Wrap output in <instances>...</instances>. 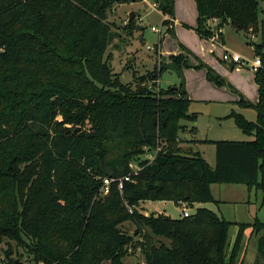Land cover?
<instances>
[{"label":"trees","instance_id":"16d2710c","mask_svg":"<svg viewBox=\"0 0 264 264\" xmlns=\"http://www.w3.org/2000/svg\"><path fill=\"white\" fill-rule=\"evenodd\" d=\"M138 1L0 0V243L14 241L43 264H126L130 249H139L146 264H243V235L251 228L261 234L257 254L264 264V222L258 218L237 223L230 245L232 223L206 207L180 218L136 208L141 201L192 208L217 203L212 184L255 188L264 205V41L254 44L261 59L254 71L258 99L252 103L241 95L236 101L253 108L256 118L228 115L252 139L203 140L215 145L211 167L200 153L180 146V132L196 133L190 125L196 113L189 111L182 84L159 87L167 66L155 65L123 83L104 60L109 11ZM152 1L174 17V0ZM195 3L193 29L200 37L214 38L209 20L217 22V35L227 23L245 38L260 30L258 0ZM126 27L142 29L133 19ZM176 57L172 66H191ZM211 73L215 84H225ZM156 147L153 160L138 161L135 182H124L121 192L113 183L108 194H99L102 177L128 173L131 161ZM125 222L135 225L133 234L123 230ZM7 245V263L19 264Z\"/></svg>","mask_w":264,"mask_h":264},{"label":"rangeland","instance_id":"374dc122","mask_svg":"<svg viewBox=\"0 0 264 264\" xmlns=\"http://www.w3.org/2000/svg\"><path fill=\"white\" fill-rule=\"evenodd\" d=\"M133 3L131 7L136 11L133 18L134 27L142 28L141 30L130 32L131 30L126 27L127 15L132 10H129L128 4L119 3V5H114L109 11L107 18L110 24L111 38L104 53V60L114 73H120L119 79L121 82H133L134 76L139 77L145 74L147 71L152 70L155 65L157 67L165 65L167 70L160 77V86L164 89L181 83L189 98L205 96L211 100H221L219 104L222 105L213 106L215 109L224 110L225 107L232 106L235 112H243L247 119L249 115H251V119L255 117L253 108H242L232 102L239 99L238 94L252 103L257 101L258 91L253 79V73H251L253 70H248L237 64L232 65L233 68H231V63L223 61L221 57L225 50L229 53L238 52L248 63L256 57L254 44L259 43L262 39L264 41V0H258L260 30L257 35L245 38L243 32L235 30L227 23L223 27V43L219 40L221 35H217L215 31L217 22L214 20L207 21V26L214 33V38L200 37L193 29L197 24L198 18L195 0H174L175 18L167 17L168 23L166 25H162V15L156 10L152 0H140L137 3ZM172 21L173 28L170 29ZM151 27H155L157 31L151 30ZM246 39L248 40L247 42ZM174 57L177 60L182 59L191 66L180 68L172 66L171 61ZM130 58L131 61H128ZM199 62L203 66L195 68L194 66ZM209 70L212 71L211 74H215L222 79L225 84L217 85L213 80H210L208 77ZM174 86L178 87V85ZM182 86L178 89V93L181 92ZM154 92H157V89ZM192 106L197 110L203 108L201 104L196 102ZM199 120L202 123L204 120L203 116ZM182 148L189 152H195L191 147L189 149ZM201 150L207 161L213 166L215 163L214 146L206 145ZM148 153L147 151L139 159L133 160V162L141 166L138 161L145 160ZM212 187L213 195L219 200V203L208 202L202 204L201 207H206L216 213L217 208L220 207L224 216L231 222L234 220V215H237L238 220L242 222L253 223L255 218L264 222V205L260 208V211L257 209L259 208L260 192H258V199L252 193L249 196V202H246L247 193L243 185L213 184ZM183 207H186L190 213L194 211V207L192 208L187 204L177 205L170 200L145 201L144 203L141 201L136 208L143 214H145L144 212L146 214H157L156 212L161 211L160 213L169 215L172 218H180L182 217ZM122 228L129 234L135 232V225L131 222H125ZM237 230L238 228L234 224L229 228L228 240L230 245L235 238ZM260 236V233L258 235L252 234L251 228L245 229L242 249L239 255L243 264H260L262 257L257 254V243ZM9 243L13 247V253L10 258L19 261V264H38L32 261L31 257L22 248L17 249L14 241ZM9 243H7V240L0 243V264H8L5 258V250L8 248L7 244ZM129 257L126 256L124 258L127 264H129Z\"/></svg>","mask_w":264,"mask_h":264},{"label":"crops","instance_id":"0c3cea01","mask_svg":"<svg viewBox=\"0 0 264 264\" xmlns=\"http://www.w3.org/2000/svg\"><path fill=\"white\" fill-rule=\"evenodd\" d=\"M135 3H137V2H135ZM122 4H128V6L130 7L129 10L132 9L131 11H134V14H135L136 11L131 7L134 4L133 2H130V3H122ZM117 5H119V4H117ZM156 10H158V9L156 8ZM161 15H162V20L167 18L166 15H163L162 13H161ZM174 18L175 17H173V19ZM172 25H173V23H172ZM223 27L220 29L221 38H219V40H220L221 43L224 42ZM172 28L173 27H171L170 29H172ZM251 36H256V34L255 35H251ZM247 41L248 40L246 39V42ZM176 52H178V51H176ZM176 52H174V53H176ZM233 52H236V51H233ZM229 63H231V68H233L232 65H234L235 63L232 62V61H229ZM244 68L250 70L248 67H244ZM251 73H253V79H254V71L253 72L251 71ZM158 84H159V87H161L160 86V79L158 81ZM180 84L181 83L174 84V85H180ZM255 85H256V83H255ZM256 87H257V85H256ZM161 88H163V87H161ZM186 95H187V93H186ZM238 95H239L238 98H240V94H238ZM187 97L189 98V96H187ZM199 97L200 96H196V98H189L190 99L189 111L196 113L195 122L193 124H190V125H194L196 127V133L194 135H192L186 129L184 132H182V133L180 132L179 133L178 140L180 139V146H182L184 148H188V149L191 147L193 151L200 153L202 155V157L206 160V162L211 167H213L215 165V163L212 166L210 164V162L207 161V159H206L203 151L201 150V148L203 146H206V145H212L215 148V145L212 144V143H208V142H202L203 140H234V141H244V140H250V139H252V137L244 134L239 128L236 127V125L234 124L233 119L231 117H228V115L230 114V112L231 111H234L232 109V106L225 107L224 110H218V109H215L213 106H221L222 104H219V102H221V100L220 101L211 100L209 97L206 98L205 96H201L200 98ZM196 99H198V100H196ZM236 101L233 100L232 102L236 103ZM194 102H196L197 104L198 103L201 104L203 106V108L202 109H199V110L194 109L193 106H192ZM240 113L243 114L245 117H247L243 112H240ZM204 114H205V117H204ZM201 116H203V118H204V120H203L202 123H200V120H199ZM250 116L251 115H249L248 120L251 119ZM255 118H256V113H255V117H253L252 119L255 120ZM252 119L250 121H253ZM240 134H242V135H240ZM246 136H248V138H246ZM249 137H251V138L249 139ZM212 185H211V192H212V195H213V189H212L213 187H212ZM226 185H241V184H226ZM243 186H245V185H243ZM245 192L247 193V201L246 202H249V196H250V194L253 193V195L256 196V199H258V192H260V191L256 190L255 188H247L245 186ZM260 195H261V192H260ZM213 197H214V195H213ZM217 201H219V200H217ZM142 202L144 203L145 201H142ZM217 203H219V202H217ZM201 206H202V204H200V203H195L194 204V208L195 207H201ZM261 207L262 206H261V196H260V198H259V208H257L258 211H260V208ZM217 209H218L217 210V213L220 214L223 218H225L227 220V218L222 213L221 208L218 207ZM160 212L161 211H158L156 213L158 214ZM144 213L146 214V212H144ZM163 213H165V212H163ZM169 217H171V216H169ZM233 219L234 220H232V222L230 220H227V221H230L232 224H234L236 226H237V223H250V222H242V221H239L238 218H237V215H234V218ZM164 241L166 243H168L167 240H164ZM129 251H130L129 254L126 255V256H130L129 257V260H128L129 264H146L145 261H144V259H143V256L141 255V253L139 251V249L137 251H135V253L131 249Z\"/></svg>","mask_w":264,"mask_h":264},{"label":"built area","instance_id":"2783aa9c","mask_svg":"<svg viewBox=\"0 0 264 264\" xmlns=\"http://www.w3.org/2000/svg\"><path fill=\"white\" fill-rule=\"evenodd\" d=\"M172 23H173V21H172ZM172 23H171L170 28L172 27ZM151 30L157 31V29L155 27H151ZM221 58L223 61H232L240 67H248L249 69H252L253 71H256L257 68H259L261 66V59L258 56H256L250 63H248V61L243 59V57L239 53H237V52L229 53L228 51H224ZM158 150H159V147H156L155 149H153L152 152H149L147 154L146 159H148L149 161L153 160V158H154V156ZM129 168H130V171L126 174L121 175V176H104V177H102L101 178L102 184H101V187L99 190L100 191L99 194L102 196L108 194V192L110 190V186L113 183H115L117 185V189L121 192L123 189L124 182H135L132 175L137 174V172L141 169V166L136 165V163L131 161L129 163ZM180 205H184V204L180 203ZM128 210L131 213L132 207H128ZM189 215H190V212L188 211V209L186 207H183L182 217H186ZM38 264H43V263H38Z\"/></svg>","mask_w":264,"mask_h":264},{"label":"water","instance_id":"95a60500","mask_svg":"<svg viewBox=\"0 0 264 264\" xmlns=\"http://www.w3.org/2000/svg\"><path fill=\"white\" fill-rule=\"evenodd\" d=\"M134 16H135L134 11H130L128 13V15H127V20L125 21V25H127L134 18ZM128 61H131V58ZM78 206L81 208L82 213L86 212L87 206H86L84 200L81 197H79ZM164 217L168 218L169 216L168 215H164ZM263 263H264V258H263Z\"/></svg>","mask_w":264,"mask_h":264}]
</instances>
